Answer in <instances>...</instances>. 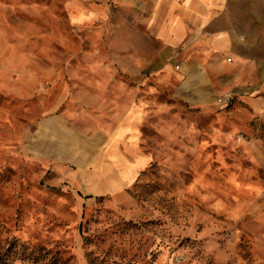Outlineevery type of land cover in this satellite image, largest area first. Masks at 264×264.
<instances>
[{
    "label": "rangeland",
    "instance_id": "rangeland-1",
    "mask_svg": "<svg viewBox=\"0 0 264 264\" xmlns=\"http://www.w3.org/2000/svg\"><path fill=\"white\" fill-rule=\"evenodd\" d=\"M66 4L0 0L9 264H264V80L217 103L228 70L192 105L159 45L128 74L125 13L77 25Z\"/></svg>",
    "mask_w": 264,
    "mask_h": 264
},
{
    "label": "crops",
    "instance_id": "crops-1",
    "mask_svg": "<svg viewBox=\"0 0 264 264\" xmlns=\"http://www.w3.org/2000/svg\"><path fill=\"white\" fill-rule=\"evenodd\" d=\"M66 8L77 25L125 13L128 74L159 71L149 64L156 59L149 43L159 45L166 60H181L171 96L192 105L211 104L218 93L213 77L228 70L237 71L231 80L239 90L233 95L247 88L240 77L264 80V0H67Z\"/></svg>",
    "mask_w": 264,
    "mask_h": 264
},
{
    "label": "built area",
    "instance_id": "built-area-1",
    "mask_svg": "<svg viewBox=\"0 0 264 264\" xmlns=\"http://www.w3.org/2000/svg\"><path fill=\"white\" fill-rule=\"evenodd\" d=\"M231 59L232 58H227L226 59V61L227 62H231ZM233 97V93L231 92V91H229V92H226L224 95H223V97L219 100V102L221 103V104H227V102L231 99Z\"/></svg>",
    "mask_w": 264,
    "mask_h": 264
},
{
    "label": "trees",
    "instance_id": "trees-1",
    "mask_svg": "<svg viewBox=\"0 0 264 264\" xmlns=\"http://www.w3.org/2000/svg\"><path fill=\"white\" fill-rule=\"evenodd\" d=\"M8 259H9L8 251L0 252V264H9Z\"/></svg>",
    "mask_w": 264,
    "mask_h": 264
}]
</instances>
